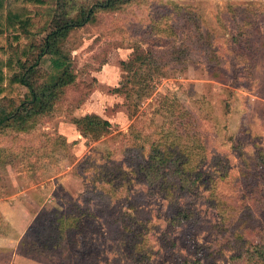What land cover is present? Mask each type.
<instances>
[{
    "label": "rangeland",
    "instance_id": "1",
    "mask_svg": "<svg viewBox=\"0 0 264 264\" xmlns=\"http://www.w3.org/2000/svg\"><path fill=\"white\" fill-rule=\"evenodd\" d=\"M46 1L25 37L97 2ZM95 11L64 39L74 82L53 110L0 130V264H264V0ZM86 113L109 131L79 137ZM154 154L156 180L140 167ZM54 209L63 229L46 223Z\"/></svg>",
    "mask_w": 264,
    "mask_h": 264
},
{
    "label": "trees",
    "instance_id": "2",
    "mask_svg": "<svg viewBox=\"0 0 264 264\" xmlns=\"http://www.w3.org/2000/svg\"><path fill=\"white\" fill-rule=\"evenodd\" d=\"M126 1L128 0H97L86 13L76 17L71 15V10L70 13L67 10L60 13L61 17L53 14L52 20L55 26L45 29L46 35L41 41H37L32 37H25L26 33H29V25L32 24L34 11L31 6L44 5L47 1L0 0V130L26 131L34 125L38 117L53 110L63 89L74 82L69 70L70 59L62 47L69 31L86 25L94 16L95 10H109ZM77 4L74 3L72 9ZM4 32L10 33L11 38L17 43L16 50L5 48L3 43L7 45V42L2 37ZM47 56L49 73L41 80H30L28 74L41 66ZM120 89L121 86L115 90L120 92ZM72 123L83 137L99 138L111 127V123L97 113H86L82 117H75ZM159 157V154H154L152 155L154 163L146 161L140 166L147 176L154 174V177H151L154 180L159 178L161 171L162 163L155 164ZM183 170L180 176L187 178L186 170ZM175 217L178 220L183 219L181 212L176 213ZM65 218H67L65 213L54 209L48 215L46 223L60 230L64 227ZM36 240L38 243H43V249L51 248L53 242L50 237L48 240L47 238L42 241L39 238ZM26 245L34 244L28 242Z\"/></svg>",
    "mask_w": 264,
    "mask_h": 264
},
{
    "label": "crops",
    "instance_id": "3",
    "mask_svg": "<svg viewBox=\"0 0 264 264\" xmlns=\"http://www.w3.org/2000/svg\"><path fill=\"white\" fill-rule=\"evenodd\" d=\"M74 125V124H73ZM74 128L76 129V132H78L79 134H80V132L77 130V128H76V126L74 125ZM59 135H61V134H59ZM62 136V135H61ZM79 137H83L81 134L79 135ZM64 139H65V137H64ZM66 140V139H65Z\"/></svg>",
    "mask_w": 264,
    "mask_h": 264
}]
</instances>
